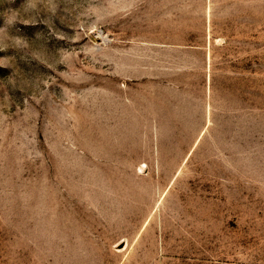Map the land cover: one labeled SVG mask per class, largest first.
<instances>
[{"label":"rangeland","instance_id":"374dc122","mask_svg":"<svg viewBox=\"0 0 264 264\" xmlns=\"http://www.w3.org/2000/svg\"><path fill=\"white\" fill-rule=\"evenodd\" d=\"M0 264H264V0H0Z\"/></svg>","mask_w":264,"mask_h":264}]
</instances>
